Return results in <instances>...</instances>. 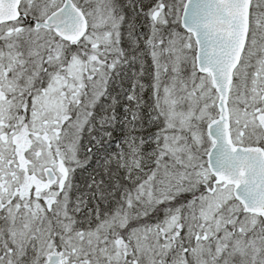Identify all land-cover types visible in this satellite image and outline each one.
<instances>
[{
	"label": "snow or ice",
	"instance_id": "6c2138e0",
	"mask_svg": "<svg viewBox=\"0 0 264 264\" xmlns=\"http://www.w3.org/2000/svg\"><path fill=\"white\" fill-rule=\"evenodd\" d=\"M0 264H264V0H0Z\"/></svg>",
	"mask_w": 264,
	"mask_h": 264
}]
</instances>
